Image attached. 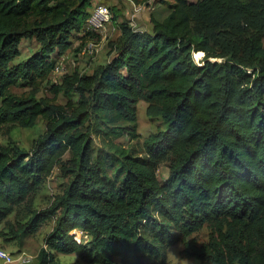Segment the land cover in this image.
<instances>
[{"label": "trees", "instance_id": "obj_1", "mask_svg": "<svg viewBox=\"0 0 264 264\" xmlns=\"http://www.w3.org/2000/svg\"><path fill=\"white\" fill-rule=\"evenodd\" d=\"M160 2L169 12L151 13V29L119 20L120 7L110 5L121 31L114 55L92 74L65 76L58 91L91 96L68 116L11 89L47 77L73 33L91 32L94 1L0 0V120L30 127L48 119L31 151L0 142V225L21 241L55 217L37 264H57L56 253L93 264H160L178 241L210 264H264V0ZM23 38L39 47L11 64ZM140 100L168 124L136 153L114 138L135 124ZM92 113L113 152L90 145L83 126ZM58 164L70 176L63 193L15 226L8 216ZM205 225L209 239L198 244L191 235Z\"/></svg>", "mask_w": 264, "mask_h": 264}, {"label": "rangeland", "instance_id": "obj_2", "mask_svg": "<svg viewBox=\"0 0 264 264\" xmlns=\"http://www.w3.org/2000/svg\"><path fill=\"white\" fill-rule=\"evenodd\" d=\"M115 0H96L95 3H105L112 5ZM121 15L119 20L127 19L134 27L140 28L146 24L145 18L151 13L155 17L162 19L169 12L166 5L160 0H118ZM155 7V8H149ZM141 29V28H140ZM121 31L116 23H110L103 32L90 33H73L71 42L65 53L60 57V61L64 68L58 72H51L47 77L39 79L36 82L21 81L12 87V92L19 96L28 97L35 93L37 100L42 102L48 111L59 110L72 115L74 110L81 104V100L90 102V93L85 91H75L72 95H68L64 91H58L57 87H61L64 78L74 72L81 75H89L95 72L101 65L111 60L114 55L113 43L116 41ZM39 47V43L35 38H23L20 43V54L11 64L18 63L30 56ZM200 61L202 57L197 58ZM90 104V103H89ZM91 107V105H89ZM148 102L140 100L138 103L137 121L134 123H124L127 132L114 138V142L129 148L133 152L141 153L146 137L151 133L164 130L167 127V121L161 116L152 117L147 113ZM89 112L92 108H88ZM56 113V112H54ZM96 116L92 113L91 119L85 123L83 130L90 131V145L94 147L96 153L106 154L113 152V147L108 137L94 129ZM48 119L45 116H39L33 126L25 127L20 124L1 121L0 120V142L10 147H19L24 151H31L34 143L38 138L45 134L47 130ZM104 126V125H102ZM70 157V152H66L62 159L66 161ZM171 170V162L169 160L160 164L158 169V177L161 181H165ZM70 176L67 172L61 170L60 164L55 166L52 172L45 178L40 190L30 195L25 202L16 206L13 212L8 216L15 226L27 221L34 212L40 211L48 207L56 196L63 193L69 183ZM55 217L46 220L42 226L32 234H27L19 241L15 239L10 232H7L6 224L0 225V230L5 234H0V246L11 253L15 259L14 262H7L0 257V264H18L19 257L29 255L32 261L27 264H37V255L40 249L45 246V237L53 229ZM211 228L205 225L200 230L194 232L193 237L198 244L208 241ZM76 235L79 239H87V235L77 230ZM185 245L182 241H178L167 249V257L160 264H210L207 261L188 254L184 250ZM55 261L57 264H93L81 260L76 254L56 253ZM118 263V260L116 261ZM241 264V263H237Z\"/></svg>", "mask_w": 264, "mask_h": 264}, {"label": "built area", "instance_id": "obj_3", "mask_svg": "<svg viewBox=\"0 0 264 264\" xmlns=\"http://www.w3.org/2000/svg\"><path fill=\"white\" fill-rule=\"evenodd\" d=\"M89 11L85 30L103 32L107 29L108 25L112 23L113 12L109 5L105 3H93ZM63 68L62 61H59L54 71L58 72ZM0 257L7 262H14L13 260L15 259V257L3 247H0ZM32 258L33 257L29 255H22L19 257L18 264H27L32 261Z\"/></svg>", "mask_w": 264, "mask_h": 264}, {"label": "crops", "instance_id": "obj_4", "mask_svg": "<svg viewBox=\"0 0 264 264\" xmlns=\"http://www.w3.org/2000/svg\"><path fill=\"white\" fill-rule=\"evenodd\" d=\"M94 1V3H95V1L96 0H93ZM117 2H118V0H115L114 2H112L111 4H117ZM151 6H149V8H150ZM152 9L153 8H155V7H151ZM145 18V21H146V24L143 26V27H140L141 29H151V26H152V24H151V21H150V15H148L147 17H144ZM139 28V29H140ZM1 247V246H0Z\"/></svg>", "mask_w": 264, "mask_h": 264}, {"label": "bare ground", "instance_id": "obj_5", "mask_svg": "<svg viewBox=\"0 0 264 264\" xmlns=\"http://www.w3.org/2000/svg\"><path fill=\"white\" fill-rule=\"evenodd\" d=\"M203 54H204V52H203V51H198V52H195V55H196V57H197V58H200V57H202V56H203Z\"/></svg>", "mask_w": 264, "mask_h": 264}]
</instances>
